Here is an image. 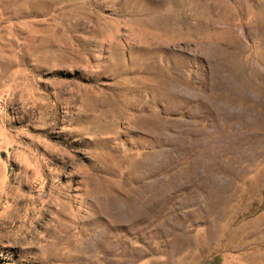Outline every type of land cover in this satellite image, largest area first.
Masks as SVG:
<instances>
[{
	"label": "rangeland",
	"instance_id": "1",
	"mask_svg": "<svg viewBox=\"0 0 264 264\" xmlns=\"http://www.w3.org/2000/svg\"><path fill=\"white\" fill-rule=\"evenodd\" d=\"M263 65L264 0H0V264H264Z\"/></svg>",
	"mask_w": 264,
	"mask_h": 264
},
{
	"label": "bare ground",
	"instance_id": "2",
	"mask_svg": "<svg viewBox=\"0 0 264 264\" xmlns=\"http://www.w3.org/2000/svg\"><path fill=\"white\" fill-rule=\"evenodd\" d=\"M262 64H263V62H262ZM264 66V65H263ZM257 79V78H256ZM261 80H263V79H261ZM257 81H260V80H257ZM263 83V82H262ZM259 105V104H258ZM261 105V104H260ZM262 110H264V109H262ZM261 111V110H260ZM263 112V111H262ZM261 113V112H260ZM263 114V113H262ZM262 116V115H261ZM262 117H264V116H262ZM259 119H260V117H259ZM262 119V118H261ZM258 124V123H257ZM254 126H256V125H254ZM257 128V127H256ZM260 129L259 130H261V131H263L264 132V124H260V127H259ZM260 131V132H261ZM262 133V132H261ZM252 140H253V138H252ZM263 142V141H262Z\"/></svg>",
	"mask_w": 264,
	"mask_h": 264
}]
</instances>
